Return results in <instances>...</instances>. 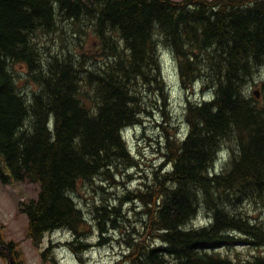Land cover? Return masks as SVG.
I'll list each match as a JSON object with an SVG mask.
<instances>
[{"label": "trees", "instance_id": "1", "mask_svg": "<svg viewBox=\"0 0 264 264\" xmlns=\"http://www.w3.org/2000/svg\"><path fill=\"white\" fill-rule=\"evenodd\" d=\"M68 33L54 53L37 40ZM161 47L177 59L183 87L201 84L211 97L189 101L188 131L168 148L170 170L119 206L94 207L100 245L123 203L139 201L142 228L129 226L126 264H264V255L224 253L264 247V222L242 206L264 199V99L251 88L264 67V0H0V177L40 185L37 199L20 205L28 237L39 244L69 230L70 245L86 247L80 238L94 227L71 193L137 167L122 132L141 124L140 86L162 89ZM16 64L37 85L31 95ZM204 210V225L191 226Z\"/></svg>", "mask_w": 264, "mask_h": 264}, {"label": "rangeland", "instance_id": "2", "mask_svg": "<svg viewBox=\"0 0 264 264\" xmlns=\"http://www.w3.org/2000/svg\"><path fill=\"white\" fill-rule=\"evenodd\" d=\"M183 1V0H174ZM94 38V37H93ZM93 38L87 40L86 45L91 46ZM45 45L44 52L54 53L72 40L68 34L40 35L37 39ZM82 45L84 40L76 39ZM85 44L82 45V49ZM80 51V48H79ZM162 89L154 85L141 87L140 115L141 124L128 132L126 143L131 154L138 162L137 167L126 171L124 177H117L116 183L103 182L99 179L94 182H80L71 196L82 209L86 218L93 224V231L87 237H81L84 249H78V244L73 246L67 243L77 241L75 236L66 235L64 231H55L43 236L41 242L36 244L28 237V217L20 210L23 202L37 199L40 185L36 182L24 181L6 184L0 177V241L10 249L14 256L15 264H126L124 254L128 251L126 243L127 233L134 227L138 231L142 228L143 205L139 201L124 202L122 205L123 218L107 226L104 235L108 243L100 245L103 240L95 226L94 207L107 202L110 205H120V200L125 198L127 192L133 195L142 189L143 185L150 182L154 174L162 175L170 170L167 163L169 145L178 143V140L188 131L187 108L189 101L201 103L211 97V92L197 84L192 92L186 90L181 81L180 69L177 59L170 49L160 51ZM14 70L20 75V84L25 94L31 95L37 90V85L22 74L27 68L23 65H14ZM264 67L256 74L255 81L251 83L252 92H261L260 100L264 99ZM30 93V94H29ZM224 149H227L225 147ZM222 166L216 168L219 172ZM14 185V186H13ZM132 196V195H131ZM244 212L251 218L264 222V199L247 201L243 205ZM208 212L201 211L191 226H203L208 220ZM128 220V221H127ZM128 226V228H127ZM131 226V227H129ZM125 227L128 229L125 230ZM79 240V239H78ZM232 258H252L264 255V247L250 248L240 246L234 250L224 251ZM0 264H10L6 251L0 253Z\"/></svg>", "mask_w": 264, "mask_h": 264}, {"label": "water", "instance_id": "3", "mask_svg": "<svg viewBox=\"0 0 264 264\" xmlns=\"http://www.w3.org/2000/svg\"><path fill=\"white\" fill-rule=\"evenodd\" d=\"M255 95L259 98L260 97V92L259 91H255ZM10 264H14L13 259H11Z\"/></svg>", "mask_w": 264, "mask_h": 264}, {"label": "flooded vegetation", "instance_id": "4", "mask_svg": "<svg viewBox=\"0 0 264 264\" xmlns=\"http://www.w3.org/2000/svg\"><path fill=\"white\" fill-rule=\"evenodd\" d=\"M0 247H2V250H6V246L4 244H2V242L0 241Z\"/></svg>", "mask_w": 264, "mask_h": 264}, {"label": "bare ground", "instance_id": "5", "mask_svg": "<svg viewBox=\"0 0 264 264\" xmlns=\"http://www.w3.org/2000/svg\"><path fill=\"white\" fill-rule=\"evenodd\" d=\"M222 152H223V149L221 150V151H219V155H221L222 154ZM220 159H221V156H220ZM14 186V185H13ZM238 208V207H237ZM227 211V210H226Z\"/></svg>", "mask_w": 264, "mask_h": 264}]
</instances>
